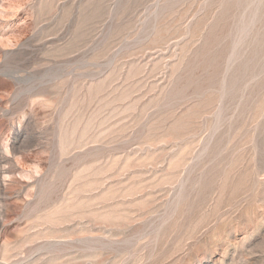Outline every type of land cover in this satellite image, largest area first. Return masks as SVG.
I'll return each mask as SVG.
<instances>
[{"label": "rangeland", "instance_id": "374dc122", "mask_svg": "<svg viewBox=\"0 0 264 264\" xmlns=\"http://www.w3.org/2000/svg\"><path fill=\"white\" fill-rule=\"evenodd\" d=\"M0 264H264V0H0Z\"/></svg>", "mask_w": 264, "mask_h": 264}]
</instances>
